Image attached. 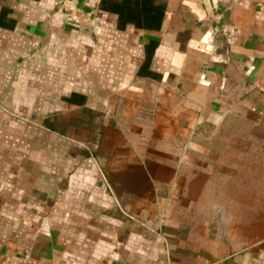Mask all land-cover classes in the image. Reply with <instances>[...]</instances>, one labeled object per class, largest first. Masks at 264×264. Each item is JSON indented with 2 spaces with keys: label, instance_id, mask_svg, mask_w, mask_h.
<instances>
[{
  "label": "crops",
  "instance_id": "1",
  "mask_svg": "<svg viewBox=\"0 0 264 264\" xmlns=\"http://www.w3.org/2000/svg\"><path fill=\"white\" fill-rule=\"evenodd\" d=\"M248 118L264 0H0V264H264Z\"/></svg>",
  "mask_w": 264,
  "mask_h": 264
},
{
  "label": "rangeland",
  "instance_id": "2",
  "mask_svg": "<svg viewBox=\"0 0 264 264\" xmlns=\"http://www.w3.org/2000/svg\"><path fill=\"white\" fill-rule=\"evenodd\" d=\"M247 120V123L231 120L228 125L220 127L219 133L228 134L229 137L233 135L230 138L234 140L219 139L217 142L220 150L219 164L233 166V170L229 168V175H233L235 180L250 179L252 197H255L257 194L264 193V185L262 184L264 183V140L244 141L241 136L264 132V126L259 128V123L253 118ZM253 138L258 139L260 137L253 136ZM243 165L249 166L250 170L245 173L242 172ZM259 183L261 187H259Z\"/></svg>",
  "mask_w": 264,
  "mask_h": 264
}]
</instances>
